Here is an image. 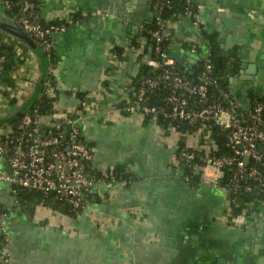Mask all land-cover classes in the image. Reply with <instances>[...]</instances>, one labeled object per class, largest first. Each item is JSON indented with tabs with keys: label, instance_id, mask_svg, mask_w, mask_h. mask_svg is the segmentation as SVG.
Instances as JSON below:
<instances>
[{
	"label": "crops",
	"instance_id": "obj_1",
	"mask_svg": "<svg viewBox=\"0 0 264 264\" xmlns=\"http://www.w3.org/2000/svg\"><path fill=\"white\" fill-rule=\"evenodd\" d=\"M191 1L197 18L167 22L169 58L191 75L198 58L190 48L210 53L203 32L215 36L220 50L240 61L231 91L236 101L246 100L248 110L264 98V0ZM36 14L47 24L69 22L53 36L52 67L38 44L12 35L15 22L0 2V36L22 61L10 73L14 89L0 83V121L30 110L45 91L55 114L42 116L43 124L81 116V137L95 148L90 173L108 175L124 167L132 178L111 186L97 183L89 207L76 218L43 206L29 215L1 184L11 264H264V202H251L233 220L227 188L185 181L177 155L180 134L126 112L131 94L121 101L149 60L145 40L138 48L130 42L138 27L156 20L154 0H38ZM116 46L125 49L120 59ZM15 121L0 124V135L10 133ZM197 144L196 136L186 138L188 147Z\"/></svg>",
	"mask_w": 264,
	"mask_h": 264
},
{
	"label": "built area",
	"instance_id": "obj_2",
	"mask_svg": "<svg viewBox=\"0 0 264 264\" xmlns=\"http://www.w3.org/2000/svg\"><path fill=\"white\" fill-rule=\"evenodd\" d=\"M0 2L5 11L19 3L2 0ZM20 4L21 16L14 20L15 24L45 53L50 54L53 49V36L65 31L68 25L43 23L38 15L32 12L31 0H20ZM185 6V15L197 18L198 14L193 10V2L186 0ZM171 7L170 0H154L158 26V30L152 33L155 41V55L148 54L149 60L146 65L153 69H160L162 73L155 77L145 78L140 83L138 91L125 106L126 112H136L145 117L150 114L156 116L159 111L171 122L185 121L190 125H194L195 121H202V126L197 132L191 134L196 136L197 146L191 148L186 145L181 152L180 160L189 170V175L184 176L187 183L190 184L194 177L200 176L202 183L216 188L221 185L225 171L230 169L232 177L227 187L230 193L263 190L264 98L256 99L246 113L241 112L237 101L232 99H229L226 109L219 103H215L199 112L188 110L191 94H196L199 101L204 102L207 98L208 86H215L217 81L212 75L213 65L210 53L201 54L194 46L190 48L191 54L196 55L198 61H202L204 65L201 73L202 83L192 86L189 79L174 70L176 68L173 61L162 48L164 41H167L164 35L167 22L160 18L161 13ZM142 30L143 27H138L136 34H140ZM0 40L5 44L6 40L1 36ZM7 42L5 45H9ZM3 60L4 57L0 56V62ZM165 85L172 88L167 98L169 110L146 105L148 95ZM224 96L229 98L228 94ZM79 117L81 116L77 118ZM77 118L65 116L62 120L64 122L43 124L38 114L30 111L18 120L10 133L0 135V185L7 184L10 187L12 195L16 198V205H19L18 192L24 189L37 192L43 197L53 195L55 200L67 203L73 209L78 210L79 214L87 210L92 201V190L102 180L90 173L95 148L86 144L82 139ZM210 120H213L216 126L229 132L227 146L232 152L230 155L214 156L218 147L212 140L207 125ZM68 127H71L69 134H67ZM167 130L177 132L182 137V134L172 124ZM246 159L249 160L248 165ZM3 160L9 163L11 174L2 170ZM108 185L111 186L113 183H108ZM260 201L264 202V200ZM43 204L41 206L45 207ZM7 216L6 211L0 210V264H11L9 239L5 235L3 225V219ZM230 216L237 221L240 215L235 217L230 207Z\"/></svg>",
	"mask_w": 264,
	"mask_h": 264
},
{
	"label": "trees",
	"instance_id": "obj_3",
	"mask_svg": "<svg viewBox=\"0 0 264 264\" xmlns=\"http://www.w3.org/2000/svg\"><path fill=\"white\" fill-rule=\"evenodd\" d=\"M5 1H13L18 3V5L14 6L10 10H6L5 14L9 20L14 21L17 20L21 16V4L20 0H2ZM172 3V7L169 9H165L160 18L165 22L170 20L176 19L179 16H183L186 13V0H170ZM33 5L32 12L36 15V9L38 0H31ZM193 10L198 14V11L193 6ZM82 16H76V19H81ZM41 22L43 20L40 19ZM44 23V22H43ZM54 24V23H53ZM56 24V25H64ZM69 23H67L68 25ZM158 30L157 20L146 24L143 26V30L140 34H135L131 38L130 46L133 48L140 47L143 40L146 41L145 43V53L154 56L155 55V41L153 38V32ZM24 33V32H23ZM203 36L205 39L208 40L210 43V59L213 65V77L217 81L215 86L209 85L208 86V93L207 98L204 102H200L199 98L196 94H191L189 99V104L187 109L193 112H199L203 110V108L219 103L224 109L228 107L229 99L236 100L232 91H231V84L230 79L234 77L239 69H240V61L233 53L225 54L222 52L217 44L216 37L212 35H208L203 32ZM168 45L167 41H164L162 44L163 50L168 53ZM113 52L117 56L118 59L122 58L125 53V49L119 46H116L113 49ZM53 53V52H52ZM50 54L48 63L49 66H54L56 64V58ZM0 56L5 57L3 62H1V75H0V83L5 85L8 89H14L15 81L11 77L10 73L16 68L18 64H21L22 61L16 57L14 53V48L3 44L0 40ZM203 63L202 61H196L193 66V73L190 75L189 73H185L178 68L174 69L176 72L180 73L185 78L189 79L190 82L194 81V85H198L202 83L201 80V73L203 71ZM162 73L160 69H153L148 65H142L139 77L135 80L134 84L138 81H141L143 78L155 77ZM50 76V74H49ZM135 86V85H134ZM140 84L136 87V90L131 97H134L136 92L138 91ZM172 88L169 85H165L154 91L153 93L149 94L145 104L151 107H156L157 109H165L169 110L170 106L167 102L168 96L171 94ZM224 94H228L229 98H225ZM53 99L49 98L45 91L41 94L39 100L34 104V106L30 109L31 113L38 114L39 118L44 115H52L55 114L53 110ZM126 103H122L121 107H123ZM242 112V111H241ZM162 126L163 129L167 131L170 124L175 126L177 130L182 134L180 139L179 147L177 150L178 158L181 157L182 150L186 147V138L197 132V130L202 126V121L198 120L195 121L194 125H190L188 122L185 121H176L171 122L169 119L165 118L161 112H157L156 116L154 115H146L145 121H155ZM18 121L12 123L15 127ZM209 130L211 132L212 140L218 147V151L214 153L215 157L223 156V155H230L232 152L230 148L227 146V138L229 132L224 130L215 125L213 120L207 122ZM194 151V150H191ZM91 171V170H90ZM262 171H264V167H262ZM184 175H189V170L184 168ZM95 176L102 180L105 183H122L124 181H130L132 178L131 173L127 171L124 167H115L108 171V175H102L101 173H95ZM232 171L227 169L225 171V177L221 181V187L227 188L228 185L231 183ZM201 182L200 176L194 177L190 184L192 186H196L197 183ZM92 196V194H91ZM19 200V205L22 209L27 212L29 215H33L36 208L38 206L43 205L53 211L59 212L63 215L69 216L71 218H76L79 215V211L73 209V207L69 206L65 202H61L59 200H55L53 195L43 197L41 194L37 192L27 191L24 189H20L17 195ZM230 207L232 209L233 215L239 216L245 208H247L248 204L253 201H260L264 200V188L263 190H254L252 192H244L239 191L238 193H230ZM235 199V201H233Z\"/></svg>",
	"mask_w": 264,
	"mask_h": 264
},
{
	"label": "water",
	"instance_id": "obj_4",
	"mask_svg": "<svg viewBox=\"0 0 264 264\" xmlns=\"http://www.w3.org/2000/svg\"><path fill=\"white\" fill-rule=\"evenodd\" d=\"M102 24V22H100ZM227 26H228V23H227ZM106 27H108L106 25ZM228 29V27H226ZM10 32L12 33V35H14L15 37L17 38H20L22 39L23 41H25L27 44L33 46V40L27 36L25 33H23V30L15 24L14 28L12 27V29L10 30ZM109 33L110 31L107 30V32H105L103 35L108 37L109 36ZM227 33V30L225 29L222 34H221V40H223V37L225 36V34ZM220 40V41H221ZM191 67V66H190ZM241 69L242 70H245L247 69V65L246 64H242L241 66ZM241 74L243 73V71L240 72ZM259 74L261 75V72H259ZM242 80H244L243 78H241ZM145 78H143L141 81H138L135 86L129 90L128 92H126V94H124V96L122 97L121 101H124L130 94H132L135 90H136V87L142 82L144 81ZM191 85L193 86L194 85V81L191 82ZM246 100H244V98H238L237 102L240 103L242 105V109L246 112L249 111V109L247 110L246 109V106H245V102ZM28 107V106H27ZM25 107L23 108V110H21L19 113H17L15 116H13V118H10L9 120H4V121H0V124L4 123V122H10V121H15V120H19L21 119L25 114H27L28 112H30V110H28V108ZM71 131V127H68V130H67V134H69ZM246 164L248 165L249 164V160L246 159ZM184 167V166H183ZM2 170L6 171L7 173L11 174L12 173V170L9 166V163L8 162H4L2 164ZM261 262V261H260Z\"/></svg>",
	"mask_w": 264,
	"mask_h": 264
}]
</instances>
